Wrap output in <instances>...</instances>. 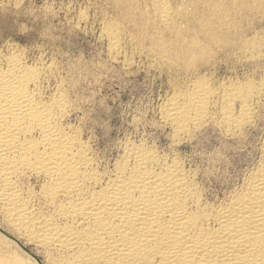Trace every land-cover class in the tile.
Here are the masks:
<instances>
[{"label": "bare ground", "instance_id": "obj_1", "mask_svg": "<svg viewBox=\"0 0 264 264\" xmlns=\"http://www.w3.org/2000/svg\"><path fill=\"white\" fill-rule=\"evenodd\" d=\"M109 1L125 16H149L148 54L181 74L196 61L206 69L213 47L227 53L248 42L234 18L255 0H143L142 8L138 0ZM104 32L110 52L119 53L118 28ZM33 65L18 52L0 57V215L16 240L0 235V264H264V154L241 185L213 202L182 159L144 143L125 145L105 170L67 122L68 89L60 83L46 95L47 65ZM194 73L161 108L173 144L201 129L215 97L218 122L231 134L252 117L249 102L264 98L263 81L214 91ZM29 177L39 179L37 189ZM18 238L42 250L44 261L20 251Z\"/></svg>", "mask_w": 264, "mask_h": 264}, {"label": "rangeland", "instance_id": "obj_2", "mask_svg": "<svg viewBox=\"0 0 264 264\" xmlns=\"http://www.w3.org/2000/svg\"><path fill=\"white\" fill-rule=\"evenodd\" d=\"M255 1L243 12L237 11L234 18L237 30L244 31L243 38L251 42L241 46L236 41L242 48L227 53L213 47L216 56L211 52L209 58L214 56V59L205 60L209 63L205 66L207 70L198 71L199 61H196L186 73L171 74L168 63L158 62L148 54L151 46L147 35L153 32L150 22H146L149 16L140 18V10L125 16L114 10L109 0H0V57L18 52L30 65H47L50 82L44 81L45 94H52L60 83L61 88L68 89L67 99L73 105L69 104L72 114L67 122L80 130L83 140L94 151L93 156L102 163L101 168L111 169L125 145L144 143L182 159L208 190L204 192L206 199L213 202L224 196L226 190L241 185L264 154V98L249 102L252 117L248 124L231 134L218 122L219 97H215L216 104L210 107L201 129L191 130L190 139L183 137L180 144L176 143L178 146L172 142L171 127L161 118V108L197 79L194 72L214 91L231 84L257 88L264 82V0ZM138 2L144 7L143 0ZM112 24L121 35L122 49L117 54L110 52L104 35V30ZM51 73L56 76L50 77ZM233 108L237 113L240 106L236 103ZM34 178L27 181L37 189L39 179ZM3 225L6 223L1 216L0 235L16 242L12 231ZM19 241L20 251L44 261L42 250L21 238ZM12 245L8 247L10 250L16 248Z\"/></svg>", "mask_w": 264, "mask_h": 264}]
</instances>
